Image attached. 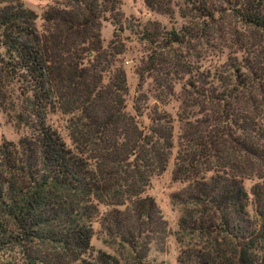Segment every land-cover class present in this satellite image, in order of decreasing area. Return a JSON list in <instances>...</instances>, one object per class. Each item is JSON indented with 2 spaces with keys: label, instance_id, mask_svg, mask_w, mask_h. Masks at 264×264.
<instances>
[{
  "label": "trees",
  "instance_id": "obj_1",
  "mask_svg": "<svg viewBox=\"0 0 264 264\" xmlns=\"http://www.w3.org/2000/svg\"><path fill=\"white\" fill-rule=\"evenodd\" d=\"M166 1L143 3L168 14ZM180 1L217 35L224 60L195 57L191 26L126 21L118 0H56L39 29L20 0H0V74L18 84L28 129L0 143L3 264H151L149 246L162 243L166 224L144 190L172 150L171 179L183 184L170 196L175 264H264V0ZM223 11L250 40L214 20ZM102 20L113 26L104 47ZM124 29L145 47L132 59L135 115L125 111ZM170 100L174 117L159 108ZM54 110L68 115L69 145L46 121ZM245 179H255L249 193ZM96 218L124 261L92 250Z\"/></svg>",
  "mask_w": 264,
  "mask_h": 264
},
{
  "label": "rangeland",
  "instance_id": "obj_2",
  "mask_svg": "<svg viewBox=\"0 0 264 264\" xmlns=\"http://www.w3.org/2000/svg\"><path fill=\"white\" fill-rule=\"evenodd\" d=\"M23 7L31 10L36 18L34 20V25L37 29L40 28L41 24V13L49 5H52L56 0H20ZM169 1V6L172 8V12L165 14L156 12L155 10L149 9L143 3V0H118L120 11L127 21L128 19L143 24L147 21L156 22L160 27L165 30L170 28H179L181 26H191L195 29L193 34L196 33L197 36L189 39V46L192 47V53L195 54L196 58H202L204 63L207 65L208 62L211 64L219 63L224 60L225 53L227 49L224 46H220L217 35L212 34L209 31H203L206 28L201 20L195 19L192 15V11L183 4L180 0H167ZM166 1V4L168 3ZM226 1V0H224ZM175 2V4H173ZM227 3H222V7L226 8ZM171 10V9H170ZM217 23L222 22L236 33L242 34L241 38L244 36L247 40H250L251 32L250 28L240 24L237 19L229 11H223L220 18L214 17ZM208 24V22L206 23ZM206 30V29H205ZM113 31V26L109 21H101L100 27V38L101 45L104 47L107 41L111 38ZM208 35H206V34ZM195 34V35H196ZM122 36L124 37L123 42L127 46V52L123 55V66L125 67V78L127 86V94L125 96V111L131 115H135L132 108L134 97L138 95V90L136 87L137 77L134 73V60L136 57L140 56L145 50V47L136 41L135 37L128 32V30L122 31ZM218 40V41H217ZM236 46H233V49ZM239 58V55H236ZM200 60V59H199ZM148 82L146 81L141 90L146 96L147 104H151L153 100L150 98L147 92ZM17 83L0 74V143L2 141L16 142L19 137L25 135L28 129L22 126V123L17 117L20 112L21 105L23 104V99L18 92ZM175 91L179 89V85L176 84L174 87ZM159 108L166 111L171 117H174L176 111V102L170 100L167 104H159ZM68 115L63 114L58 110L49 111L46 115V121L54 127L62 137L63 141L69 145L70 140L67 135L66 120ZM137 120L141 124L147 122L145 114L141 116H136ZM174 129L176 130V122L174 121ZM174 150L168 159L166 168L163 172L159 174H154L150 177L148 186L144 190V194L153 198L161 217L165 221L166 231L165 236L161 244L152 243L149 246L147 252L146 260L151 264H175V258L178 250V246L174 239V232L177 228L178 219V208L175 206L171 200L170 196L173 192L179 190L183 184L171 179V169H172V156ZM255 179H245L243 180V186L245 190L249 193L250 186L254 183ZM105 210L103 205L98 206V213L102 214ZM92 236L90 238V245L92 250H101L110 254H114L121 261L127 258V251L121 249V247L115 242H110L104 237L99 225V219L92 221ZM6 256V254H5ZM4 258H0V264H3ZM19 263V262H18Z\"/></svg>",
  "mask_w": 264,
  "mask_h": 264
}]
</instances>
